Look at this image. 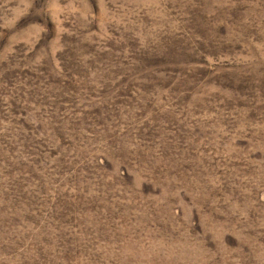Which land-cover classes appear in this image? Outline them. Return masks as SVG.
Instances as JSON below:
<instances>
[{"label":"rangeland","instance_id":"1","mask_svg":"<svg viewBox=\"0 0 264 264\" xmlns=\"http://www.w3.org/2000/svg\"><path fill=\"white\" fill-rule=\"evenodd\" d=\"M0 264H264V0H0Z\"/></svg>","mask_w":264,"mask_h":264}]
</instances>
